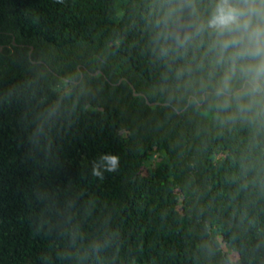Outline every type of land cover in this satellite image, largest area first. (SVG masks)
Listing matches in <instances>:
<instances>
[{"label": "trees", "instance_id": "16d2710c", "mask_svg": "<svg viewBox=\"0 0 264 264\" xmlns=\"http://www.w3.org/2000/svg\"><path fill=\"white\" fill-rule=\"evenodd\" d=\"M165 3L0 0V264H264V107Z\"/></svg>", "mask_w": 264, "mask_h": 264}, {"label": "clouds", "instance_id": "9594fccd", "mask_svg": "<svg viewBox=\"0 0 264 264\" xmlns=\"http://www.w3.org/2000/svg\"><path fill=\"white\" fill-rule=\"evenodd\" d=\"M158 25L166 42L181 47L205 33L212 38L210 50L223 66L214 96L223 108L264 107V0H211L206 16L197 0H166ZM118 164L117 156L104 155L93 174L103 178Z\"/></svg>", "mask_w": 264, "mask_h": 264}, {"label": "rangeland", "instance_id": "374dc122", "mask_svg": "<svg viewBox=\"0 0 264 264\" xmlns=\"http://www.w3.org/2000/svg\"><path fill=\"white\" fill-rule=\"evenodd\" d=\"M222 247L224 249V251H226L227 253H229L230 258L235 261L239 258L238 253L233 250L230 246L226 245L225 243L222 244Z\"/></svg>", "mask_w": 264, "mask_h": 264}, {"label": "water", "instance_id": "95a60500", "mask_svg": "<svg viewBox=\"0 0 264 264\" xmlns=\"http://www.w3.org/2000/svg\"><path fill=\"white\" fill-rule=\"evenodd\" d=\"M136 95H139V94H136ZM150 105H158V103H154V104H152V103H150V102H148Z\"/></svg>", "mask_w": 264, "mask_h": 264}]
</instances>
